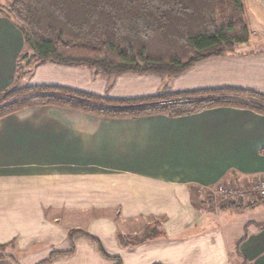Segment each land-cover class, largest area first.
I'll return each instance as SVG.
<instances>
[{"label": "crops", "instance_id": "1", "mask_svg": "<svg viewBox=\"0 0 264 264\" xmlns=\"http://www.w3.org/2000/svg\"><path fill=\"white\" fill-rule=\"evenodd\" d=\"M242 3L248 28L264 31V0ZM249 41L171 77L94 78L88 69L45 62L31 82L110 98L149 96L162 85L170 92L239 88L264 94V51L249 48ZM22 44L16 26L0 16V91L14 76ZM255 177H264V115L247 108L178 117L105 118L55 106L9 114L0 119V246L6 244L11 258L0 264H116L114 257L119 264H264V215L236 230L223 216L220 228L209 197L196 193ZM109 207H119L125 218L140 215L145 225L159 222L161 230L120 244L118 236L129 234L99 211ZM91 208L94 218L75 228L89 236L69 238L57 210L70 216L68 210Z\"/></svg>", "mask_w": 264, "mask_h": 264}, {"label": "trees", "instance_id": "2", "mask_svg": "<svg viewBox=\"0 0 264 264\" xmlns=\"http://www.w3.org/2000/svg\"><path fill=\"white\" fill-rule=\"evenodd\" d=\"M7 3L2 9L19 30L37 65L51 62L82 66L108 76L125 73L176 76L208 58L235 52L250 36L242 0H8ZM25 57L18 56L11 82L0 91V119L42 106L70 108L105 118L157 114L178 117L221 106L247 108L264 115V94L239 88L158 91L149 96L110 98L61 85H20ZM258 202H264V197L254 203ZM239 205L230 202L221 209ZM160 230V223L152 222L144 225L143 235H119L118 239L120 244L137 243L145 232ZM77 233L87 235L75 229L68 231V237ZM244 239L245 235L239 243ZM5 247L6 244L0 246V258ZM114 259L119 264L120 259Z\"/></svg>", "mask_w": 264, "mask_h": 264}, {"label": "rangeland", "instance_id": "3", "mask_svg": "<svg viewBox=\"0 0 264 264\" xmlns=\"http://www.w3.org/2000/svg\"><path fill=\"white\" fill-rule=\"evenodd\" d=\"M7 1L8 0H0V16H6L4 9H2V8H3V6L8 4ZM244 13H245V9H244ZM249 31H250V36H249L250 41L249 40L248 41H249L250 45L248 47L249 48H257L258 50L264 51V31H258V30L253 31L250 29H249ZM241 45H243V44H241ZM241 45H238V47ZM238 47H236V49ZM236 49H235V51H236ZM20 55H26V57H25V60L23 61L22 65H21L23 74H22L21 78L19 79L20 80L19 84L20 85L21 84H27V83L33 84L31 82V80H32L31 77L34 74V71L38 67L37 61L31 55L30 48L24 43L22 44V48H21L19 56ZM74 67L84 68V69H88V70L92 71V73L94 74V78L101 77V76H105V77L108 76V75L101 74L99 72H95V71L93 72V70L90 68H86V67H82V66H74ZM127 74H134V73H127ZM136 75H139V74H136ZM167 77H170V76H167ZM159 91H167V90H166L165 86L162 85L161 89ZM89 93H91V92H89ZM65 109H70V108H65ZM78 112H82V111H78ZM82 113H85V112H82ZM85 114H89V113H85ZM90 115H93V114H90ZM233 183L236 184V186L241 185L240 182L221 183V184H218L217 186H211V188H209V189H200L199 188V189H197L196 193H198L201 197L205 198L206 200L209 197V199H210V202H209L210 205L208 206L209 209L208 208H205V209L206 210L208 209L210 212H212L214 214L215 213L219 214L218 224H219L220 228L222 227V224H223V220H222L223 216H229L232 218V220H233L232 224L234 225V229L236 230V227L238 229L239 225L242 221L245 222V221L252 220L255 218H260L261 216H263L264 215V203L260 202L261 204H259L258 207H256V206L255 207L254 206L253 207L244 206V204H248V203H251L252 201L259 200L260 197L253 193V194H251V195H249L243 199H237V198L232 199V198L226 197L225 195H223L221 193L220 190H218V188L221 186H226L228 184H233ZM231 201L240 202L241 205L236 206V207H228V208H222L221 209V206L228 205L226 203L231 202ZM196 208H199V207L197 206ZM68 211H69L70 216L68 215V212L66 214V211L60 212L57 210V214H58V212L60 215L64 214V220L62 222V227L64 225H67L69 230H75V228H83L84 225L89 223L90 219H93L94 215H95L94 214V208H91L88 210L82 209V210H80L81 216L83 217L81 220V217L79 218V214H76V213H80V212L76 211V213L72 214L73 213L72 210H68ZM99 211L102 212L105 216L108 215L109 218L113 217L115 220L116 229L118 228L122 232L128 233L129 236H130V234L133 236L138 235L142 231L143 226L146 223V221L144 219H141L142 217L140 215H137V217H133V218L132 217L125 218V217L120 216L119 207H114V208L109 207L108 209H104V210L100 209ZM82 213H83V215H82ZM77 218H79L78 221H77ZM146 219L149 220L151 218L148 217ZM224 224L226 225V223H224ZM228 224H230V223L228 222ZM158 228H159V226H158ZM63 229H65V228L63 227ZM227 229H229V228H227ZM5 250H6V248L3 251V254H4L3 257L9 256L8 258H11L10 255L5 254Z\"/></svg>", "mask_w": 264, "mask_h": 264}, {"label": "built area", "instance_id": "4", "mask_svg": "<svg viewBox=\"0 0 264 264\" xmlns=\"http://www.w3.org/2000/svg\"><path fill=\"white\" fill-rule=\"evenodd\" d=\"M223 195L229 198L243 199L251 194L264 197V177H255L247 180L245 183L236 186V184H228L218 188Z\"/></svg>", "mask_w": 264, "mask_h": 264}]
</instances>
